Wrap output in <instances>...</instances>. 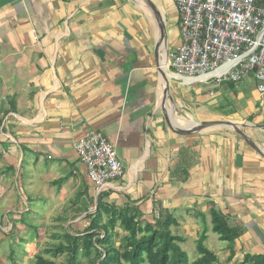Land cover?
Masks as SVG:
<instances>
[{"label": "crops", "instance_id": "crops-1", "mask_svg": "<svg viewBox=\"0 0 264 264\" xmlns=\"http://www.w3.org/2000/svg\"><path fill=\"white\" fill-rule=\"evenodd\" d=\"M179 24L174 0H0V161L15 171L28 158L39 183L135 204L149 223L171 215L185 244L215 207L243 230L236 258L264 255V97L252 78L219 84L167 69L164 110L158 57L179 45ZM215 121L254 145L227 127L191 132ZM92 131L125 169L99 194L76 147Z\"/></svg>", "mask_w": 264, "mask_h": 264}, {"label": "built area", "instance_id": "built-area-1", "mask_svg": "<svg viewBox=\"0 0 264 264\" xmlns=\"http://www.w3.org/2000/svg\"><path fill=\"white\" fill-rule=\"evenodd\" d=\"M174 2L181 39L169 52L168 69L182 78L219 84L253 77L264 97V0ZM76 147L98 194L124 177L118 153L101 131L89 132Z\"/></svg>", "mask_w": 264, "mask_h": 264}, {"label": "rangeland", "instance_id": "rangeland-1", "mask_svg": "<svg viewBox=\"0 0 264 264\" xmlns=\"http://www.w3.org/2000/svg\"><path fill=\"white\" fill-rule=\"evenodd\" d=\"M168 50L169 53V46ZM6 166L7 162L1 160L0 264H38L41 258L57 264H68L69 251H55L70 245L67 234L77 236L89 226L91 221L85 218V212H96L97 199L95 196L89 201L77 195L68 197V188L64 190L61 184L55 187L51 183H39L28 158L22 159L18 170L7 171ZM120 232L122 235L123 231ZM207 234L209 239L206 245L218 254L219 264H244L242 254L228 261L225 244L219 242L218 236L211 229ZM189 241L182 247L192 264L199 258V254L197 241ZM81 255H78L79 261L90 264V259Z\"/></svg>", "mask_w": 264, "mask_h": 264}, {"label": "trees", "instance_id": "trees-1", "mask_svg": "<svg viewBox=\"0 0 264 264\" xmlns=\"http://www.w3.org/2000/svg\"><path fill=\"white\" fill-rule=\"evenodd\" d=\"M1 158L3 155L0 153ZM8 170L14 169L9 167ZM97 205L96 212L85 217L91 221L89 226L77 236L67 234L70 245L55 251H69L68 264H84L78 259L80 253L90 259V264H191L182 247L187 239L174 232L178 222L171 215L149 223L143 219L139 206L127 204L118 208L106 203L102 193ZM210 216L208 222L203 215L205 230L197 241L199 258L192 264L220 263L219 256L206 245L210 229L218 236L219 242L228 245V261L236 256L235 246L243 234L242 228L232 227L228 216L215 207L211 209ZM243 263L264 264V255H245ZM38 264L57 263L41 258Z\"/></svg>", "mask_w": 264, "mask_h": 264}, {"label": "water", "instance_id": "water-1", "mask_svg": "<svg viewBox=\"0 0 264 264\" xmlns=\"http://www.w3.org/2000/svg\"><path fill=\"white\" fill-rule=\"evenodd\" d=\"M161 38H160V46L159 48L164 45L166 43V40H167V34H166V28L164 25H161ZM168 57H169V53H168ZM159 58V72L162 76V79L164 81V100H163V107H164V110L166 109V100H167V97H168V94L170 92V78H169V75L164 71V68L160 62V58H162V55L161 57H158ZM198 126L193 130L191 131L192 133H199V132H202L204 130H207V129H210V128H214V127H227V128H230L231 130H234L237 134H239L241 137L244 138V140L250 144V145H254L249 138H247L241 131L240 129L238 128L237 125L231 123V122H218V121H215V122H204V123H199L197 124ZM191 132H180L182 134H187V133H191ZM260 152V151H259ZM261 153V152H260ZM264 156V154H262ZM98 198L99 196L97 197V202H98Z\"/></svg>", "mask_w": 264, "mask_h": 264}, {"label": "bare ground", "instance_id": "bare-ground-1", "mask_svg": "<svg viewBox=\"0 0 264 264\" xmlns=\"http://www.w3.org/2000/svg\"><path fill=\"white\" fill-rule=\"evenodd\" d=\"M169 64H170V61H169V58L165 57L163 58V63H162V66L164 68V71H166L168 68H169ZM169 70V69H168ZM176 77H180L178 75H176ZM203 79V78H202ZM200 80V79H199ZM197 81V80H195Z\"/></svg>", "mask_w": 264, "mask_h": 264}]
</instances>
